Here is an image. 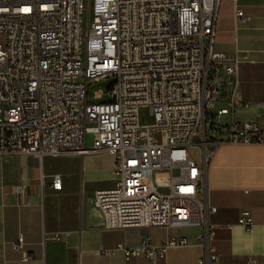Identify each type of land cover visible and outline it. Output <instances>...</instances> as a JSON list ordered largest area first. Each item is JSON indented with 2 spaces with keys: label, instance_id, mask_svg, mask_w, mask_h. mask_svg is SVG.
<instances>
[{
  "label": "built area",
  "instance_id": "obj_1",
  "mask_svg": "<svg viewBox=\"0 0 264 264\" xmlns=\"http://www.w3.org/2000/svg\"><path fill=\"white\" fill-rule=\"evenodd\" d=\"M221 3L0 0V157L110 153L116 185L98 190L94 200L105 229L197 225L195 245L205 249L197 264H227L212 241L217 229L233 224L212 221L218 209L205 185L206 164L224 141L264 145V129L237 118L240 58L214 51ZM236 17L247 21L239 9ZM110 77L109 91L90 103L89 85ZM141 108L151 110L153 125H140ZM256 108V116H264V102ZM51 187L62 190L60 175L52 176ZM238 224L254 227L249 217ZM192 245L175 237L103 253L157 264L168 250ZM14 248L30 258L22 236Z\"/></svg>",
  "mask_w": 264,
  "mask_h": 264
},
{
  "label": "crops",
  "instance_id": "obj_2",
  "mask_svg": "<svg viewBox=\"0 0 264 264\" xmlns=\"http://www.w3.org/2000/svg\"><path fill=\"white\" fill-rule=\"evenodd\" d=\"M237 9L247 21L237 19ZM214 51L240 58L237 118L259 121L264 129V116H256L257 104L264 102V0H222ZM232 92L229 86L228 94ZM54 175L62 178L61 191L51 187ZM117 179L115 156L107 152L0 157V264H151L146 257L126 260L121 251L103 250L119 244L133 248L147 240L162 245L175 237H186L193 245L168 250L157 264H197L205 255V249L195 245L200 226L104 228L95 195L114 188ZM205 185L218 209L213 223L233 224L217 229L212 241L220 260L242 264L255 258L264 264V145L219 143L206 164ZM241 217L253 219L251 231L238 224ZM55 235H61L60 240L53 239ZM20 236L29 259L14 248Z\"/></svg>",
  "mask_w": 264,
  "mask_h": 264
},
{
  "label": "rangeland",
  "instance_id": "obj_3",
  "mask_svg": "<svg viewBox=\"0 0 264 264\" xmlns=\"http://www.w3.org/2000/svg\"><path fill=\"white\" fill-rule=\"evenodd\" d=\"M87 19V17H86ZM115 79L110 77V78H106V79H101L99 81H94L92 82L89 87H88V93H89V102L90 103H94V102H100V101H96L94 99V96L97 92H104L107 93L111 87V85L114 83ZM108 97L107 95H105V98L103 101H108ZM223 107L231 110V105L228 103H224ZM223 122L228 121L227 117H224L222 119ZM139 122L141 126H149V125H153L155 123V119L154 116L152 115V112L149 108H141L139 111ZM211 121H209L208 123V131L209 133L211 132ZM92 141H93V137L89 136L88 137V142L87 145L90 147L92 145Z\"/></svg>",
  "mask_w": 264,
  "mask_h": 264
}]
</instances>
